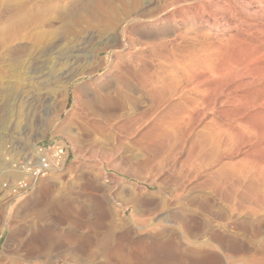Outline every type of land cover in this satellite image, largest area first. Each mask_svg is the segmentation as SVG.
I'll return each instance as SVG.
<instances>
[{"label":"rangeland","instance_id":"obj_1","mask_svg":"<svg viewBox=\"0 0 264 264\" xmlns=\"http://www.w3.org/2000/svg\"><path fill=\"white\" fill-rule=\"evenodd\" d=\"M210 22L217 24L218 29L212 27ZM89 34L93 37V42H100L98 55L95 51L88 50L91 47L83 45L82 41L89 37ZM93 34H96L97 38ZM78 44L79 46L74 47ZM174 49L180 50L177 52ZM212 49L219 53L215 51L217 52L215 54ZM180 51L182 54L185 53L183 58ZM67 55L70 59H78L79 64L86 67L93 60H101L102 65L99 71L91 76L84 72L75 77L69 84L67 95L64 90V95L55 94L51 85L46 84L47 78L50 71L59 67ZM141 55L142 57H139ZM206 56H210L211 61ZM30 58L37 62V66L35 63L32 66L27 64L31 61ZM233 59H236L237 64L235 62L233 64ZM247 59H250L248 62L252 63L250 64L252 68L255 66V70L251 69ZM178 60L182 63L179 64ZM196 60L200 63L204 61L201 67L205 75L209 73L207 76L209 75L210 80L202 83L194 81V85L188 84L190 78L187 80V77L190 73L187 69L190 62L197 63ZM224 60L230 62L223 63ZM120 61L130 64L132 73L135 72L125 81L129 87L131 86L130 93L134 90L132 95L137 91L135 86H138L141 76L139 72L136 74L135 68L141 64H148L151 69V74L149 72L146 78L154 79L159 76L162 72L159 67L161 66L172 70L171 74L177 75L180 79L178 81L177 78V86L164 91L162 106L163 109L178 102V110L182 104L180 107L182 115L179 113L177 120L180 131L174 135L171 159L151 160L152 157L138 142L148 123L156 118V114H153L155 117L152 115L149 121L140 123L139 120L133 119L134 116L130 118L132 114L129 113L135 105L143 106L145 104L143 101L133 100L135 105H129L128 108L122 106L121 112L126 113L127 110L130 116L126 114L127 117H120L115 120L116 122L107 120L104 113L101 115L91 109L104 105V98L101 97L106 95L105 88L113 91L122 87L124 74L118 64ZM216 61L221 64H216ZM212 62L215 63L214 66ZM243 63L246 68L248 66L246 72L242 69L245 67H241L244 66ZM226 64L230 67L232 64L239 65L236 69L238 73L230 71V74L234 73L231 77L228 71L230 77L227 78L225 74L223 78L219 77V80L218 73L225 72L222 67L236 71L234 66L228 68ZM256 65L262 67L260 71ZM174 68H177L176 71ZM263 68L264 9L247 7L244 0H0V207H4V202H9L13 197L15 199L9 207L6 206L7 211L10 207L14 212L22 205L24 209L33 203L46 204L48 199L43 196L44 191L53 186L56 191L58 187L61 188L58 192L54 190L55 203L51 202L49 211L46 212L49 225L43 229L53 241L54 248L72 245L73 241L68 234L88 235L93 229L103 232L111 225L112 220L108 211L100 204V196L103 194L100 189L125 182L134 184L140 191L143 189L142 192L148 195L146 200L150 207L159 209L153 216L176 213L179 217L193 219L200 231L208 233L211 231L231 246L241 245L243 249L264 252V70H261ZM212 69L214 72L211 73ZM251 79L252 83L249 81ZM9 88L12 89L11 92H8ZM25 89H29L28 92L37 97V109L32 110L31 114L25 112L26 105L20 96ZM257 93L260 96H257ZM260 93H263V96ZM64 96L67 98V106L64 105L66 99ZM15 97L19 101L15 100ZM230 97L233 98L229 100ZM90 98L94 101L91 102ZM253 99L258 102L255 103ZM173 101L175 103H172ZM245 103H249L250 106ZM88 104L92 107L90 105L88 107ZM159 110L161 111L158 109L157 112H160ZM70 113L74 116L71 120L73 123L69 121ZM79 120L90 126L99 121L109 131H113L116 138L106 139L103 135L97 134L91 136L96 138L93 144L73 146L70 136L62 129L70 123L77 128ZM122 121L124 122L121 123ZM198 135L206 138L209 144L199 154L196 151L198 144L194 142ZM10 137L20 139L24 145L26 143L23 145L25 148L29 145L27 152H31L29 157L31 162L28 164L30 166L45 149L47 151L62 149L64 160L54 163V170L51 171L53 173L49 177H43V182L23 189L11 188L9 184L12 181L7 170L12 165V155L7 154L10 151L8 144ZM134 155H138L135 156L136 159L140 156L138 161L142 163L128 161L134 158ZM223 166H226L230 177L224 186L216 187L213 185L215 175ZM153 181L160 185H152ZM249 185L254 189L252 187L250 190ZM75 199L80 204V209L71 207ZM130 211L127 212L128 216ZM98 219L103 220V225L101 223L97 227V224L90 227L87 223L91 220V224H94ZM175 229L178 232L181 230L179 226H175ZM8 233L7 229L0 238V250ZM205 237L203 239H208ZM137 238L138 236L134 235V239ZM166 240L163 245L154 244L153 248L162 251V257L158 258L167 264H214L216 260L227 264L228 261H232L230 257H225L226 253L219 245L210 250L209 255L200 256L186 251L185 242ZM248 258L249 262L245 264H264V254L255 259ZM65 259L59 258L60 264H63ZM69 260L70 258L65 263L80 264L79 261ZM84 262L106 264L104 259L94 258L91 254L85 257Z\"/></svg>","mask_w":264,"mask_h":264},{"label":"bare ground","instance_id":"obj_2","mask_svg":"<svg viewBox=\"0 0 264 264\" xmlns=\"http://www.w3.org/2000/svg\"><path fill=\"white\" fill-rule=\"evenodd\" d=\"M244 1H245V4L247 5V7L251 6V7H254V9H256V10H263L264 9V0H244ZM202 19H204V18H202ZM219 22H220V20H219ZM210 23H211L210 25L212 27H215L218 29L219 26L217 24H215L214 22H210ZM166 32H168V31H166ZM177 32H179V31H177ZM174 33H176V32H174ZM90 34H89V37H87L86 39H84V41H82L83 45H85L87 47H91L92 49L90 48L88 50L89 51L93 50L98 55V52L100 51V49H99L100 42L99 41L93 42V37L90 36ZM98 38H99V36H98ZM179 41H183V40H179ZM77 46H79V44L74 46V47H77ZM179 46H181V45H179ZM174 48H176V47H174ZM177 48H178V45H177ZM217 48L218 47H216V49ZM203 49H204V46H203ZM216 49H215V51L218 50V49L217 50ZM78 50H80V49H77V51ZM77 51L75 53H77ZM175 51H177V50H175ZM215 51H214L215 54L217 52L219 53V51H217V52H215ZM70 52L72 53V50ZM81 52H84V51H81ZM181 52L182 51H180V53ZM202 52H204V50ZM206 52H208V51H206ZM183 54H185V53L183 52ZM183 54H182V58H183ZM189 55H190V53H189ZM203 55H204V53H203ZM205 55H206V53H205ZM139 57H142V55ZM192 57H194V56H192ZM197 57H196V59H197ZM206 57H209L208 60L211 58L210 56H206ZM212 57L214 58V56H212ZM222 57H223V55H222ZM229 59H231V58H229ZM30 60H31V58H30ZM189 60H190V58H189ZM203 60H205V59H203ZM235 60L236 59H233V64H234ZM238 60H240V59H238ZM241 60H243V59H241ZM248 60H250V59H247V62H248ZM180 61H182V59ZM180 61L178 60V63ZM210 61H211V59H210ZM217 61H218V59H217ZM217 61H216V64L218 63V65H220L221 63L219 64V62H217ZM221 61H222V59H221ZM79 62L80 61L78 59H73V58L70 59L68 56L61 62V65H60L61 67L59 66L60 68L57 67V68H55V70L53 68V70L50 71L46 84L51 85L55 94L59 93L60 95H64L63 94V90H64L65 94L67 95V92L70 88L69 84L73 81V79H75V77L81 75L84 72H86L87 74H89L91 76L92 74L99 71V69L102 65L101 60L100 61L93 60L92 63H91V61L89 62L90 64H88L89 67L87 66L88 67L87 68L83 64L85 61H83V63L81 62L83 65H80ZM224 62L229 63L230 61L227 62V60H224L223 63ZM247 62H246V64H247ZM253 62H254V60H253ZM34 63H35L34 60L27 62V64L29 66L34 65ZM57 63H59V60ZM174 63H172V64H174ZM180 63H182V62H180ZM193 63L190 62L189 69H187L188 72L190 73V75H188L189 77H187V80H188V78L191 79V81L189 79L190 83H188V84H193L194 81H196L197 83H202L203 81L206 82L207 80H210V78L208 77L209 75L207 76L208 72L205 75L204 69H203V67H201V66H203L202 63H204V61L202 63H200L199 61H197V63H194V64ZM205 63H206V60H205ZM208 63H209V61H208ZM118 64H119L120 69L122 70V73L124 74L123 81H121L122 87L118 88V89L115 88V90H113V91H110V89L105 90L106 89L105 88L104 94L106 93V95L104 97L103 96L101 97V98H104L103 99L104 105L98 106V107L94 106L91 109L95 110V112H97V113L99 112V114H101V115L104 113L108 118L107 120H109V121L114 120L115 121L116 119H119L120 117L122 118L124 116L125 117L128 116L129 112H127L126 109L128 108L129 105H132V104L135 105L136 100L137 101L138 100L143 101L145 103V104H143V106L139 107V106L135 105V108L132 107L133 110L131 109L132 112L129 113L130 115L132 114L131 116L129 115L130 118H132L134 116L133 119L135 121L139 120V123L142 121L146 122L150 117L154 116L153 114H156L155 115L156 118H155V120H153L154 118L151 120L153 122L148 123V126H146L147 127L146 130L140 134V137L138 138V142L141 145V147L146 151V153L152 157L151 160H153V161L162 160L163 161V160L171 159L170 158L172 155L171 150H172V147L174 146V140H173L175 138L174 135H176L177 131H180V129H179L180 126L178 125L177 120H178V114L180 113V109L182 110V108H180V107H182V104L178 109L179 112L177 110L178 102L175 103V101H173L172 103H175V104H172L170 106L167 105L166 107H163V109H162V106L164 105L163 103H164V98H165L164 91L169 87L177 86V83H178V81H180V79L177 77V75L175 76V74H171L172 70L169 71L168 68H166V67L163 68L161 66H159L163 72V74L161 72V74H162V75L160 74L161 76L158 73L159 76H156L154 79H152L153 77H151V78L147 77L146 78L145 76H147L149 74L151 69H150V67H148L149 66L148 64L144 63V64H141L140 67L135 68V71L137 69L136 74H137V72H139L141 74V76L139 78L140 80L138 82V86H135V87H137L136 88L137 91H135V95H132L134 93V90H133V93L131 92L132 93L131 94L130 93V91H131L130 87L131 86L129 87L128 83L125 81L128 80L127 78H129L130 75L133 76L135 72L132 73V71H131L132 68L130 67V64L126 63L125 61H120ZM212 64H213V62H212ZM212 64L211 65L209 64V65L212 66ZM233 64L231 67L233 68V66H234L235 70L238 69L239 65L235 66ZM235 64H237V62H235ZM238 64H240V63H238ZM248 64L251 67V69L255 68L254 65H253L254 66L253 68L250 65L252 63L248 62ZM28 65H27V67H29ZM181 65L183 66V64H181ZM214 65H215V63L213 64V66ZM224 65H221V67ZM36 66H37V64H36ZM172 66H174V65H172ZM185 66L187 67V65H185ZM206 66L204 68H206ZM210 66H209V68L211 69ZM227 66H228V68L230 67L229 64ZM221 67H219V68H221ZM241 67H245V68H242V69H244V71L246 69H248V66L246 68L245 64H244V66H241ZM241 67H240V69H241ZM257 67L258 66L256 65V68ZM222 68H223V70H225L226 73L225 72L224 73L219 72L218 78L219 77L223 78L225 76V74H227L228 71H229L228 72L229 74H230V71L234 72V73L235 72L238 73V70L233 71L231 69L226 70L227 68L224 69V67H222ZM260 68H262V67L260 66ZM260 68L258 67L257 69H259V71H260ZM31 69H33V68H31ZM170 69H171V67H170ZM176 69H175V71H176ZM178 69H179L178 71H180V68H178ZM183 69H184V67H183ZM183 69H181V71H183ZM184 70L186 71V69H184ZM261 70H264V68ZM155 71H156V69H155ZM155 71H154V73L157 74ZM208 71H209V69H208ZM249 71H252V70H249ZM257 71H255V72H257ZM158 72H160V71H158ZM188 72L186 71L187 74H189ZM212 72H214V70L211 71V73ZM179 73L180 72H178V74ZM234 73H232V74H234ZM150 74H151V72H150ZM184 74H185V72H184ZM187 74H185V75H187ZM232 74H230L231 77H232ZM240 74H242V72H240ZM259 74H261V73H259ZM226 76H227V78L230 77V76H228V74ZM131 78H133V77H131ZM177 78L179 79L178 81H177ZM211 78H213V77H211ZM220 78H219V80H220ZM213 79H215V78H213ZM248 79H250V78H248ZM255 79L256 80L258 79V74L255 77ZM229 80H230V78H229ZM249 81L252 83V79ZM249 81L247 82L248 84H249ZM259 81H261V80H259ZM212 82H215V80H212ZM212 82L210 81L209 83L211 84ZM217 84H218V82H217ZM193 85H191V86H193ZM186 86H188V85H186ZM197 86H199V85H197ZM20 87H22V86H20ZM20 87H18V89ZM100 88H102V87H100ZM95 89H97V88H95ZM11 90L12 89H10L8 92H11ZM15 90H16V88H15ZM25 90H27V89H25ZM25 90L22 93H20V96L22 98V101H24V103L26 105L27 111H25V112L30 113V112H32V110L35 111V109H37V101H36L37 97L35 98L34 95L30 94L28 92L29 89L27 90V92ZM101 90H103V88ZM16 91H18V90H16ZM102 92H100V93H102ZM180 92H182V91L180 90ZM44 93H46V92H44ZM177 93L179 94V91ZM260 94H261V96H263L262 95L263 93H260ZM38 95H40V94H38ZM258 95L259 94L257 93V96ZM64 98H66V96H64ZM101 98H98V99H101ZM232 98L230 97L228 99L230 100ZM254 98L256 99V96ZM261 98H263V97H261ZM261 98H260L259 102L261 101ZM15 100H18V99H16V97H15ZM38 100H40V99H38ZM227 100H224V101L226 102ZM263 100H264V98H263ZM93 101L94 100H92L91 102H93ZM254 101H252V103ZM256 102H258V101H255V103ZM249 103H247V104L245 103V105H249ZM66 104H67V98L65 99L64 105L67 106ZM167 104H169V103H167ZM89 105L90 104H88L87 106L90 107L91 105L90 106ZM141 105H142V103H141ZM242 105H244V104H242ZM122 106H127V108H124L126 110V111L124 110L126 113L121 112V111H123ZM102 107H106V108H102ZM158 109H161V111L159 110L160 112H157ZM131 110H129V111H131ZM126 114H127V116H126ZM33 115H34V112H33ZM73 117L74 116H72V114L70 113V116H69L70 120L69 119L68 120L71 121L73 119ZM90 117H91V114H90ZM93 118H95V117H93ZM129 120H127L128 121L127 123H129ZM66 122H65V125H67ZM123 122L124 121H122L121 123H123ZM125 123H126V121H125ZM135 123H138V122H134V124ZM131 124H132V122H131ZM254 125H255V123H254ZM123 126H122V128H124L126 126V124L124 127ZM119 127H121V126H119ZM143 128H144V126H143ZM62 130L65 131V133L68 134V136H70V138H71L70 140H72V142H73L72 144H74L73 146H76L78 144H84V143L85 144H90V143L93 144V140H96V138H94V137L92 138L91 136L92 135L96 136L97 134L103 135L104 137H106V139H109V138L115 139L116 138V135L113 133V131L112 132L109 131L99 121L94 122L91 126L88 125L85 121H80L77 128L74 127L73 125H71V123H70V125H67L65 127L63 126ZM184 131H186V130H184ZM90 133H92V134H90ZM22 135H23V133H22ZM15 137L14 138L10 137V139L6 138V139H8V144H10V151L7 152V154L10 153L12 155V158H11L12 165L10 167H8V169H7L9 171V176H10L11 181H12V183L9 185L11 186V188L17 187V189L18 188L23 189V188L28 187L29 185H34L35 183L41 182L43 180V177H46V176L49 177L53 173V172L51 173V171L54 170V163L56 162L57 157L59 155L57 156V154H55V153L52 154L50 152L49 153H46V152L40 153V155L37 158V161L34 162L30 166L28 164L31 162V159H29L31 152H29V153L27 152V149H29L27 147L29 145L25 148L24 146L26 145V143L24 145L20 139L15 138ZM195 140L196 141H194V142H196L198 144L197 149L199 151L196 150L198 154L200 151L201 152L204 151L205 148H207L209 145V144H207L208 140L206 138H204L202 135H198V137ZM196 143H194V144L196 145ZM206 145H207V147H206ZM32 147H34V146H32ZM32 147L30 146V148H32ZM175 150H176V148L174 149V152H175ZM177 153L178 152H176L175 155H177ZM260 155L261 154L259 152V156ZM135 156L138 157V155H134V158H131V159L127 158L128 161H131V162L133 161V162L137 163L140 156L137 159ZM174 159H175V157H174ZM138 162H141V161H138ZM123 163H125V161ZM118 165H120V164H118ZM229 177H230L229 171H227L226 166H223V168H221L217 172V175H215L216 179L214 180L213 185L216 187L217 186H224L225 181L227 179H229ZM50 178H52V177H50ZM151 184L152 185H156V184L160 185V183H155V181H153V183H151ZM249 186H251V187H249V189L253 187L252 185H249ZM55 189L56 188H54V186H53V187H50V189H47L46 191H44L43 196H45L48 199L47 200L48 202L46 204L41 205V204H34L33 203V205H31L32 204L31 203L30 207L24 208V209H23V205H22L18 210L14 211V212H12V210H11L12 207H10L9 211H7L8 209H6V206L8 208L10 203H12V201L15 198L13 197L9 201V200H7V197H6V200L9 202H4L5 206L0 207V238L2 237V235L4 234V232L7 229L9 230V233H8L7 238H6L5 242L3 243L2 248L0 250V264H60L59 258H61V257H64V259L66 257H68V258H70L71 262L72 261H79L80 264H87V262L86 263L84 262V259L87 255H90V254L94 258L104 259V263H106V264H167L161 258H158V256L162 257V251H160V249L153 248L154 244L163 245V243L165 241H167L166 239H174V240H179L180 242H185L187 245L185 248L186 251H188L190 254L200 255V256L209 255L210 250H213L217 245H219L224 250V252L226 253L225 257L226 258L230 257V259H232V261H228L227 264H245V262H249L248 257L255 259L257 256H261L264 254V252L260 251V250L243 249V247L241 245L231 246V245L227 244L224 239H221V237L219 238L217 235H215L211 231L209 233H208V231H205V232L200 231V229L197 226V223L193 219H190V218L185 219L183 217H179L176 213H170V214H168V213L164 214L163 213L164 215L161 214L158 217L153 216L154 213L156 211H158L159 209H153V207L152 208L150 207L149 203H147L148 200H146L148 195L146 193L142 192L143 189H141L142 191H140L136 188V186L134 184L125 183V182L124 183H115L114 186H106L103 189L99 188L100 191L103 192V194H101L102 196H100L101 197L100 204L102 205V207H104L108 211V215L112 220L111 225H109V227L106 229L104 228L107 231L104 230L103 232H99V231H96L93 229L91 231V233H89L88 235H82L81 233H70V234H68V237H70L71 240L73 241L72 245H61V246H57L56 248H54L53 241H51L49 239V237L47 236V234H45L46 231L44 229L47 225H49V222H48L49 219L46 218V215H47L46 212L49 211V208L52 204L51 202H54V200H56V198L54 199V196H55L54 190ZM57 189H58V191L61 190V188H59V187ZM253 189H254V187H253ZM250 190H252V189H250ZM7 191H8V188H7ZM58 191H56V192H58ZM18 192H19V190H18ZM9 193H10V191H9ZM61 193H62V191H61ZM59 195H60V193H59ZM59 195H56V196H59ZM2 198L3 197H1V199ZM26 205H28V204H26ZM71 207L73 209H80L81 208L80 204L77 203V199L74 200V203L71 204ZM129 210H131L130 211L131 213L128 216L127 212ZM103 216H104V214H103ZM102 222H103L102 219H98L97 221H95L94 224H91L92 223L91 220H89L87 223H88V225H90V227H93V226L95 227V225L97 224L96 225V227H97ZM102 225H103V223H102ZM175 226L180 227V229H181L180 232H178V230L175 229ZM97 230H98V228H97ZM134 235L138 236V238L134 239ZM205 236H207L208 239H203V238H206ZM65 238H67V237H65ZM71 240H69V241H71ZM214 243H216V245H214ZM140 246H143V248L142 247L140 248ZM67 259H65V261ZM65 261L63 264H70V263H65ZM222 263L223 262L220 260L219 261L216 260L214 262V264H222ZM184 264H188V263H184Z\"/></svg>","mask_w":264,"mask_h":264},{"label":"built area","instance_id":"obj_3","mask_svg":"<svg viewBox=\"0 0 264 264\" xmlns=\"http://www.w3.org/2000/svg\"><path fill=\"white\" fill-rule=\"evenodd\" d=\"M44 152H46V153H52V154H57V160H56V162L55 163H58L59 161H61L62 159L64 160V153H63V150L62 149H59V150H53V151H47L46 149H45V151H42V153H44Z\"/></svg>","mask_w":264,"mask_h":264}]
</instances>
